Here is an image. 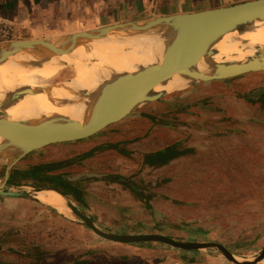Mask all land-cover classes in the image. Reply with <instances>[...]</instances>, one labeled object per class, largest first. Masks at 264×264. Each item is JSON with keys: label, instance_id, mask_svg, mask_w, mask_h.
<instances>
[{"label": "rangeland", "instance_id": "1", "mask_svg": "<svg viewBox=\"0 0 264 264\" xmlns=\"http://www.w3.org/2000/svg\"><path fill=\"white\" fill-rule=\"evenodd\" d=\"M14 40L29 39L0 37V43ZM238 49L229 58L221 57L219 63L242 61L259 53L258 48L250 52L244 46ZM65 67L56 73L52 84L74 77L73 68ZM263 86L264 72L248 73L224 81L192 84L138 106L121 121L84 140L80 155L66 160L68 175L90 171L102 174L100 179L88 178L78 183L83 198L95 203L93 210L88 202L70 201L84 215L100 216L95 225L108 233L129 224L123 230L126 234L155 233L177 241L217 242L237 261H254L264 247V93L258 99H252L250 94ZM3 99L0 105L8 100ZM140 113L152 115L154 120ZM4 116L7 117L0 109V117ZM115 143L118 151L107 148ZM169 146L177 155L166 163L143 160L146 154ZM51 150L31 152L11 170L25 172L57 161L60 156ZM0 161L5 166L8 163L6 159ZM74 161L80 163L75 165V172ZM17 180L12 185L6 184L7 190L35 197L36 189L50 184V181L38 183L26 179L16 183ZM44 212V208L28 210L21 218L17 217L14 226L3 227L4 214L0 211V234L17 230L12 245L20 257L33 249L51 261L57 258L62 264H69L75 255L90 256L93 261L90 264H104L107 255L111 256L112 259H107L112 264L125 263L122 259L125 255L119 250L105 247L113 244L111 241L98 237L70 211L63 216L79 226L80 233L58 225V221ZM137 221L147 228H136ZM88 243L95 247H88ZM72 245L79 246V250L69 252ZM156 246L172 248L163 243ZM58 247L66 249V253H55L54 248ZM200 252H213L226 259L216 248L200 249ZM259 262L264 264V257Z\"/></svg>", "mask_w": 264, "mask_h": 264}, {"label": "water", "instance_id": "2", "mask_svg": "<svg viewBox=\"0 0 264 264\" xmlns=\"http://www.w3.org/2000/svg\"><path fill=\"white\" fill-rule=\"evenodd\" d=\"M256 21H264V0H249L238 4L201 10L197 12L173 14L145 18L140 20L115 23L91 30L78 31L55 38L14 40L0 43V62L24 50H34L45 55L70 54L76 46L92 40L106 38L112 33H144L157 27L170 30L162 60L126 73L106 84L95 99L87 118L82 122L64 119L56 124H18L0 117V153L13 152L5 172L0 180V196L28 197L29 194L9 191L6 182L14 164L25 155L43 149L59 148L78 144L124 119L139 106L140 98L155 86L168 82L175 75L191 80L190 85L211 81H224L248 73L264 72V48L259 53L242 61L217 63L210 67L208 73L189 69L191 60L199 51L206 49L226 32L247 28ZM189 85V86H190ZM32 92L22 88L10 95V99ZM264 92V87L250 95L257 97ZM165 93L149 98L150 102L158 100ZM1 106V105H0ZM14 157V158H13ZM92 174L67 177L76 180ZM44 190L36 189L35 192ZM35 198V197H34ZM66 206L74 216L98 237L118 243L160 242L174 248L195 250L216 248L234 264H252L264 257V247L254 261L239 262L222 244L217 242L177 241L161 234H114L102 231L93 221L84 215L72 202L66 200Z\"/></svg>", "mask_w": 264, "mask_h": 264}, {"label": "bare ground", "instance_id": "3", "mask_svg": "<svg viewBox=\"0 0 264 264\" xmlns=\"http://www.w3.org/2000/svg\"><path fill=\"white\" fill-rule=\"evenodd\" d=\"M169 33L170 30L163 27L144 33H112L76 46L70 54L52 56L28 49L12 55L0 62V99H8L0 109L8 120L18 124H56L64 119L82 122L106 84L122 74L137 72L162 60ZM239 46L249 52L253 48H264V21L226 32L199 51L189 69L208 73L221 57L229 58L230 53H237ZM65 66L73 68L74 77L52 84L56 73ZM190 83V79L175 75L144 94L139 106L150 103L149 98L156 94L180 91ZM25 87L32 92L9 99L11 94ZM13 155V152H1L0 158L9 161ZM35 195L40 202H47L44 204L55 207L60 213L69 211L64 197L56 191L44 189Z\"/></svg>", "mask_w": 264, "mask_h": 264}, {"label": "crops", "instance_id": "4", "mask_svg": "<svg viewBox=\"0 0 264 264\" xmlns=\"http://www.w3.org/2000/svg\"><path fill=\"white\" fill-rule=\"evenodd\" d=\"M245 1L249 0H0V27L6 26L8 28H11L13 36H18L19 39L26 38L30 40L41 38H55L81 30H90L92 28H99L115 23H123L160 16H169L173 14L197 12L206 9L230 6ZM261 94H259L258 96H261ZM84 143L85 141L78 144L54 148L56 154L60 156L57 161H65L68 158H74L80 155L79 152L82 151L80 150L82 149L80 147ZM114 150L118 151V148ZM160 150L149 154L157 153ZM124 154H126V152ZM149 154L143 156L144 161L145 157ZM176 155L177 154H175V156H173L172 158H175ZM89 156L91 155L85 154V157ZM172 158H169L167 161ZM80 159L81 158L79 157L78 160L80 161ZM79 161H74L72 163L74 164V170H72L73 172H75V165L80 164ZM66 166L67 165L60 168L58 173H55L54 175L51 174L52 172H48V174L52 176L59 175L68 182L76 183L75 186L81 193L82 202H88L83 198L82 188L78 186V183L88 178L100 179L102 178V174L90 171L81 174H92L91 176H85L76 180H68L67 177L77 176L81 174H66ZM60 195L62 196V194ZM34 197L35 196L32 195H29L28 197L0 196V211L3 210L4 214L3 227H9L10 225L14 226L17 217L21 218V215L26 214L28 210L40 211L42 208H44L46 212H44L43 214L45 216H48V218L52 217L53 221H58V225L71 227L72 229H76L78 233L81 232L79 226H77L76 224H72L70 220H66V218H64V213H60L55 208L40 202L36 197ZM64 199L66 198L64 197ZM66 200L70 201L73 199ZM94 204L95 203L92 201L88 204L90 210L94 209ZM106 204L108 203H105V205ZM94 212L96 211L94 210ZM88 217L93 221L94 224L96 222H99L100 220V216L98 215H96L95 217L89 215ZM59 218L61 220H58ZM108 219H110V221L114 220L113 217H108ZM112 224H114V222H112ZM136 226V228H147L146 225H144L143 223H139L138 221ZM151 226L152 228L154 227L153 224ZM127 228H129V224H126L125 226L122 224L118 226L117 231H114V234H126L123 230ZM16 231L17 230L13 228L2 235L0 234V264L16 263L13 261V259H15L14 254L18 253L19 251H17L16 248L12 245L17 236ZM134 232L138 231L134 230ZM111 243L113 244H106L107 246L105 247H107V249H117L121 252V255H125L124 257H122V259L125 260L124 264H233L228 260L221 258L220 254L216 255L213 252H200V249L183 250L174 247L167 248L165 246L163 248L162 246H156V244L160 242L155 243L150 241L144 242L142 244L118 242ZM152 243H154V246L150 245ZM77 244L81 245L80 241H78ZM88 247H95V245L88 243ZM79 248V246H77L76 248L74 245H72L68 247V251L74 252L79 250ZM31 250L33 249H30L29 251ZM54 251L58 254L66 253V249L63 250L59 247L54 248ZM44 257H46L43 261L45 263L62 264L57 258L55 261H51L47 256L44 255ZM107 258L112 259L109 255H107ZM107 258L105 257L104 264H112V260H108ZM71 259L74 260L76 264H83L85 260H87L89 264L93 262L90 260V256L87 258H83L80 257V255H75L72 256ZM259 261L252 264H260L261 262Z\"/></svg>", "mask_w": 264, "mask_h": 264}, {"label": "trees", "instance_id": "5", "mask_svg": "<svg viewBox=\"0 0 264 264\" xmlns=\"http://www.w3.org/2000/svg\"><path fill=\"white\" fill-rule=\"evenodd\" d=\"M254 98L255 97H252V99ZM142 116L146 118L148 117L151 121L154 120L152 115L142 114ZM163 121H166V120H163ZM166 122H169V121H166ZM166 122H165V125H167ZM117 146H118L117 143L109 144L107 148L117 149L118 148ZM175 154H177V152H174L171 149V147H168V148L158 151L157 153L147 155L145 157V161H154V162H158L159 164H164L167 162L169 158H172L173 156H175ZM21 159H23V157ZM67 164H68V161L66 160L65 161H55V162H48L47 164H41V165L32 167L31 169L25 172L12 171L7 181V184H12L13 180L15 181L16 178L18 179L16 183H20V181L24 179L33 180L38 183L50 181L49 182L50 184L44 187H41V188L52 189L56 191L57 193L59 192L58 194H62V197L64 196L66 199H73L77 204H83L81 193L75 186L76 183L68 182L67 180H65L59 175L52 176L48 174V172L59 170L60 168H62L63 166ZM4 170H5V164L4 162L0 161V177L3 175ZM31 183L34 184L33 182ZM142 243L144 242H138V244H142ZM14 255L16 256L15 259L18 263L15 261L16 263H9V264H51V263L43 262L42 257L44 254H40L36 250L26 251V253L21 257L18 255V253ZM35 257H37L38 260ZM17 258H19L20 260H17ZM69 261H70L69 264H76V262L72 259H70ZM52 264H58V263H52ZM83 264H89V263L87 262V260H85Z\"/></svg>", "mask_w": 264, "mask_h": 264}, {"label": "built area", "instance_id": "6", "mask_svg": "<svg viewBox=\"0 0 264 264\" xmlns=\"http://www.w3.org/2000/svg\"><path fill=\"white\" fill-rule=\"evenodd\" d=\"M8 36H13V32H12L11 28H8L6 26L0 27V37L4 38V37H8Z\"/></svg>", "mask_w": 264, "mask_h": 264}]
</instances>
